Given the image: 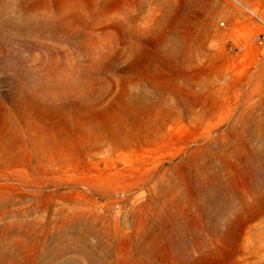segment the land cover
I'll return each instance as SVG.
<instances>
[{
  "label": "rangeland",
  "instance_id": "1",
  "mask_svg": "<svg viewBox=\"0 0 264 264\" xmlns=\"http://www.w3.org/2000/svg\"><path fill=\"white\" fill-rule=\"evenodd\" d=\"M263 32L264 0H0V264H264Z\"/></svg>",
  "mask_w": 264,
  "mask_h": 264
},
{
  "label": "built area",
  "instance_id": "2",
  "mask_svg": "<svg viewBox=\"0 0 264 264\" xmlns=\"http://www.w3.org/2000/svg\"><path fill=\"white\" fill-rule=\"evenodd\" d=\"M236 2H238V1H236ZM238 5H239L240 7H242L243 9L249 11L250 13H253V12H251V10H250L248 7H246L244 4L238 2ZM257 39L263 41V40H264V32H263L262 34L258 35V36H257Z\"/></svg>",
  "mask_w": 264,
  "mask_h": 264
}]
</instances>
